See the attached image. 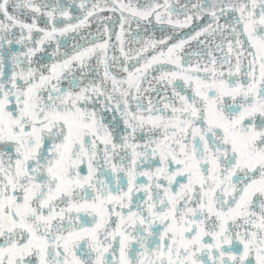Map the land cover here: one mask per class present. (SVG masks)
I'll return each instance as SVG.
<instances>
[{"label": "snow or ice", "instance_id": "1", "mask_svg": "<svg viewBox=\"0 0 264 264\" xmlns=\"http://www.w3.org/2000/svg\"><path fill=\"white\" fill-rule=\"evenodd\" d=\"M0 264H264V0H0Z\"/></svg>", "mask_w": 264, "mask_h": 264}, {"label": "flooded vegetation", "instance_id": "2", "mask_svg": "<svg viewBox=\"0 0 264 264\" xmlns=\"http://www.w3.org/2000/svg\"><path fill=\"white\" fill-rule=\"evenodd\" d=\"M65 2H66V0H65ZM93 28H95V25H93ZM117 31H118V28H117ZM185 31H187V30H185Z\"/></svg>", "mask_w": 264, "mask_h": 264}]
</instances>
